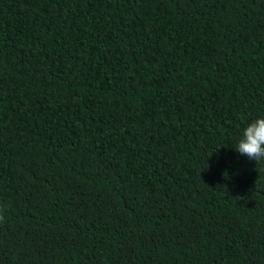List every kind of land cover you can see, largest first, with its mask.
<instances>
[{
  "label": "trees",
  "instance_id": "trees-1",
  "mask_svg": "<svg viewBox=\"0 0 264 264\" xmlns=\"http://www.w3.org/2000/svg\"><path fill=\"white\" fill-rule=\"evenodd\" d=\"M264 0H0V264H264Z\"/></svg>",
  "mask_w": 264,
  "mask_h": 264
},
{
  "label": "clouds",
  "instance_id": "clouds-1",
  "mask_svg": "<svg viewBox=\"0 0 264 264\" xmlns=\"http://www.w3.org/2000/svg\"><path fill=\"white\" fill-rule=\"evenodd\" d=\"M235 150L256 163L264 160V117L256 118L245 128ZM5 209L0 206V221L4 220Z\"/></svg>",
  "mask_w": 264,
  "mask_h": 264
}]
</instances>
